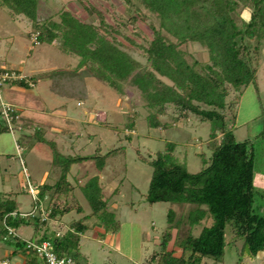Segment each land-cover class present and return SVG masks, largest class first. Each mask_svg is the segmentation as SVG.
<instances>
[{"label":"trees","instance_id":"obj_1","mask_svg":"<svg viewBox=\"0 0 264 264\" xmlns=\"http://www.w3.org/2000/svg\"><path fill=\"white\" fill-rule=\"evenodd\" d=\"M38 2L0 0V10L12 19L25 17L31 23V39L37 35V44L56 43L62 54L79 58L77 68L60 69L46 75L49 90L55 96L85 102L88 78L122 96V86L139 73L135 82L143 92L148 112L145 119L150 128L166 130L180 119L188 120L191 116L210 124V157L208 163L202 159L203 166L196 173H189L185 163L176 159L174 143H167L154 159L140 157L141 162L152 168L146 202L189 207L185 217L177 220L175 213L168 211V226L161 233L158 250L150 256L148 264H204L205 259L219 263L229 244L226 242L227 226H230L233 239H242L250 257L264 252V214L254 207L257 197L264 199V191L254 184L253 144L249 140L237 142L231 130L244 89L249 85L257 88L256 76L264 49V0H125L129 6L136 2L158 20L157 26L151 21L145 23L149 37L140 45L108 24L102 13L92 12L86 6L88 14L97 15L98 25L80 21L69 11L60 12L58 21H39ZM243 12L248 13V19H243ZM144 19L136 7L127 21L136 29L135 24L144 23ZM124 23L120 25L125 28ZM189 43L206 50V63H190L186 59L181 47ZM132 46L142 51L144 63L130 54ZM29 80L33 82L34 78ZM11 85L29 88L24 81ZM168 106L178 112L171 123L160 119ZM0 119V133L9 132L1 114ZM134 122L131 117L126 127L133 129ZM21 130L23 128L19 127L18 131ZM34 134L43 137L39 130ZM125 139L130 141L131 136ZM15 143L22 148L20 142L14 141V146ZM52 149V165L59 169V176L53 183L44 181L37 185V200L32 202L33 209L47 198L44 220L29 215L32 210L25 213L27 216H20L22 212L18 211L13 193L0 192V237L14 247L11 254L18 255L23 264L41 263L34 252L26 249L24 240L18 235H9L6 227L16 231L20 226H32L38 235L35 242L48 241L58 257H71L77 264L80 237L88 229L87 220H97L103 227V234L117 233L120 228L115 213L109 210L99 176L90 178L80 187L89 213L69 222L66 227L63 222V217L72 211L78 215L84 213L74 196L75 187L68 180L71 167L93 160L102 170L106 158L116 151L71 157L60 155L54 146ZM24 150L22 148L21 158ZM12 213L17 214L12 216ZM207 221H211L210 226L202 225ZM185 225L187 230L180 235ZM197 226L201 229L195 235L193 229ZM170 243L173 248L168 250Z\"/></svg>","mask_w":264,"mask_h":264},{"label":"rangeland","instance_id":"obj_2","mask_svg":"<svg viewBox=\"0 0 264 264\" xmlns=\"http://www.w3.org/2000/svg\"><path fill=\"white\" fill-rule=\"evenodd\" d=\"M84 6L92 12L97 10L102 13L108 24L120 34L131 38L137 45L144 44L149 37L146 24L151 21L158 25L155 15L138 6L136 2L135 7L129 6L125 0H39L37 18L39 21H58L60 12L69 11L80 21L98 25L97 15L89 12L90 16ZM136 7L145 17V22L138 21L135 29L127 20L135 13ZM241 16L248 19L247 12H243ZM123 23L125 28L120 25ZM30 33L31 23L25 17L12 19L5 11L0 10V62L7 69H19L26 79L34 78L32 81L35 89L24 90L27 94H37L40 108L51 113L49 117L57 119L60 124H50L44 119H41V124H32L20 116L16 125L17 132L0 133V192L13 193L19 212L27 213L32 210L33 201L27 192L14 141L20 142L25 149L22 158L33 186L41 183L40 180L46 173L48 179L46 177L44 181L49 183L55 182L59 176V169L52 165V146L60 155L71 157L105 155L115 150V154L106 158L102 170L96 167L93 160L71 167L68 180L75 187L74 196L84 213L78 215L72 211L63 217V222L66 226L89 213L88 203L80 187L90 178L99 176L103 195L109 201V210L115 213L120 228L117 233L103 234V227L97 220H87L85 225L88 229L80 237L77 261L79 264H148L150 256L158 250L161 233L168 226V211L172 210L177 220L185 217L189 207L146 202L145 195L152 168L141 162L140 157L154 159L167 143H174L176 159L185 163L189 173H196L203 166L202 159L208 163L210 157V124L199 122L191 116L188 120L180 119L176 125L166 130L150 128L145 119L148 112L143 92L135 82L140 76L139 73L122 86V96L92 78L87 79L88 99L81 103L82 106L78 105L80 102L55 96L49 90L46 75L60 69L77 68L79 58L62 54L56 43L34 44ZM119 40L127 44L120 37ZM181 50L190 63L208 61L206 50L196 43H189L181 47ZM129 52L144 63L143 53L138 47L132 46ZM262 53L263 60L256 76L257 88L249 85L244 89L231 130L237 142H252L255 159L254 184L256 188L264 191V50ZM6 85L0 88V92ZM177 115V110L168 106L165 116L160 119L171 123L172 117ZM131 117L135 121L133 129L126 127ZM19 127L23 130L18 131ZM51 127H56L62 134L51 130ZM57 129L55 130L58 131ZM37 130L42 132L43 137L34 134ZM127 135L131 136L130 141L125 139ZM46 202L47 198L43 199L41 206L45 207ZM254 207L257 212L264 214V199L257 197ZM202 225L210 226L211 221L202 222ZM200 229L199 226L195 227L193 233L198 235ZM186 230L187 225L182 227L180 235ZM15 232L23 240L35 241L38 237L32 226H20ZM226 242L229 244L226 245L222 261L213 263L210 259H205L204 264H264V252L254 258L250 257L242 239H233L230 226L226 228ZM172 248L170 243L168 250ZM13 250L14 247L0 237V260L8 259L14 264H23L18 255L11 254ZM176 254H179L178 250Z\"/></svg>","mask_w":264,"mask_h":264},{"label":"built area","instance_id":"obj_3","mask_svg":"<svg viewBox=\"0 0 264 264\" xmlns=\"http://www.w3.org/2000/svg\"><path fill=\"white\" fill-rule=\"evenodd\" d=\"M36 34L32 36V42L34 44H37L36 40ZM17 81H24L29 88H33L34 84L29 79H26L19 71L14 69H6V68H0V88L5 84H11L12 82ZM0 114L4 121L6 122L9 132L12 134L14 133L15 129L18 127L17 120L20 118V113L17 110L16 107H14L11 104L5 103L4 101L0 100ZM14 123H16V127L14 126ZM18 129V128H17ZM15 150L17 153V156L19 158V163L22 167V173L23 177L25 178L26 186H27V192L32 198V201L37 200V188L36 186L32 185V182L30 181V175L25 167L24 160L20 157L22 148L15 143ZM17 213H12V216H15ZM28 214L20 213V216L25 217ZM29 215L34 216H40L41 220L45 219V207L38 205V207H34ZM7 232L9 235L16 237L17 234L15 231L10 228L6 227ZM58 236V233H57ZM26 249L32 251L37 256L38 260L41 264H77L75 260H73L71 257H58L51 249V245L48 241H42L40 243H37L32 240H24ZM0 264H14L8 259L0 260Z\"/></svg>","mask_w":264,"mask_h":264},{"label":"crops","instance_id":"obj_4","mask_svg":"<svg viewBox=\"0 0 264 264\" xmlns=\"http://www.w3.org/2000/svg\"><path fill=\"white\" fill-rule=\"evenodd\" d=\"M0 68L1 69L2 68L7 69V67L2 62H0ZM8 69L17 70L15 68H11V67ZM67 69H70V68H67ZM17 71H19V69ZM86 84H87V80H86ZM25 89H27V88H25ZM33 89H35V86L33 87ZM38 99L39 98H37V94H27V91H25L24 88L18 87L15 85H11V84L6 85L5 89H3L2 92H0V100L16 107L17 110H19L20 116L24 120L30 121L32 124H35V123L41 124L42 123V122H40L41 119L42 120L44 119V120H47L48 123H50V124H56V123L60 124V122H57L58 121L57 119L49 117V115L51 113L49 114V113H47L48 111H46L44 108H40V106H39V100L40 99L39 100ZM5 100H7V101H5ZM81 103L82 102L78 103V105L82 106ZM58 113H60V112H58ZM55 129H57V128L51 127V130L55 131L58 134H60V133L62 134V132H60L58 129H57L58 131H56ZM46 177H48L47 173L45 175H43V178L40 180L41 183H39V184L36 183V184L37 185L42 184L43 183L42 181H44L46 179Z\"/></svg>","mask_w":264,"mask_h":264}]
</instances>
